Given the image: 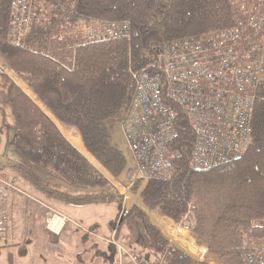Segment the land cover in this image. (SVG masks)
Returning a JSON list of instances; mask_svg holds the SVG:
<instances>
[{
    "label": "trees",
    "instance_id": "obj_1",
    "mask_svg": "<svg viewBox=\"0 0 264 264\" xmlns=\"http://www.w3.org/2000/svg\"><path fill=\"white\" fill-rule=\"evenodd\" d=\"M10 2L0 0V56L59 122L79 131L87 151L118 179L130 158L113 135L134 93L131 71L151 62L156 45L203 36L236 20L233 0H79L72 28L34 26L24 45L15 46L9 41ZM92 19L128 22L130 35L81 42L79 37ZM72 40L76 43L70 46ZM70 56H74L73 64L67 62ZM0 107L5 121L6 111L13 118L8 127L12 160L7 166L41 198L75 206L122 204L111 183L3 73ZM181 136L182 154L173 177L149 181L140 196L147 208L158 209L202 240L204 246L188 242L201 261L194 262L171 246L135 205L123 212L115 236L132 217L141 223L155 256L170 255L166 264H213L216 260L243 264L242 255L251 250V242L264 235V83L257 90L252 143L241 157L192 171L188 168L192 135L186 125ZM138 186L136 182L131 191ZM15 247L21 256L26 255L24 246Z\"/></svg>",
    "mask_w": 264,
    "mask_h": 264
},
{
    "label": "built area",
    "instance_id": "obj_2",
    "mask_svg": "<svg viewBox=\"0 0 264 264\" xmlns=\"http://www.w3.org/2000/svg\"><path fill=\"white\" fill-rule=\"evenodd\" d=\"M233 3L236 20L232 26L156 45L151 50V62L131 71L134 93L118 128L127 147L134 182H141L143 188L151 180L173 177L175 162L182 154L178 147L184 125L192 135L188 157L192 171L239 158L252 143L255 100L264 83V0ZM78 4L79 0H11L10 43L24 45L34 26L72 28ZM82 33H86L85 43L101 42L129 36L130 25L92 19ZM67 62L73 64L74 56ZM13 192L26 197L31 209L43 217L49 232L58 234L69 222L80 226L22 191L11 169L0 163V239L8 230L9 197ZM262 226L264 231V221ZM109 242L129 264H165L164 258H144L114 239ZM242 262L264 264V235L251 242V250L242 255Z\"/></svg>",
    "mask_w": 264,
    "mask_h": 264
},
{
    "label": "rangeland",
    "instance_id": "obj_3",
    "mask_svg": "<svg viewBox=\"0 0 264 264\" xmlns=\"http://www.w3.org/2000/svg\"><path fill=\"white\" fill-rule=\"evenodd\" d=\"M85 36L86 33H82L80 35L79 39L81 42H84ZM75 43L76 42L72 40L69 45L73 46L75 45ZM8 71L12 72L10 68H7V71H4L3 69L0 70V74L3 72V74L9 76ZM10 75L12 77L11 79L14 82L21 84L20 80L22 79L16 73H10ZM6 112L8 116L5 121L2 108L0 107V163L4 165H7L8 162L12 160V149L11 146H8V142L10 143L8 127L13 124V118L8 111ZM63 133L65 134V138L75 148H77L78 150L80 149L84 157L85 155L88 156L90 154L87 149L82 146V140H80L79 137L76 139V137L72 135L71 130L64 129ZM113 140L118 145V147L125 154L128 155L126 144L118 127L114 131ZM93 164L98 167L97 162H93ZM98 169L100 168L98 167ZM131 169L132 164L129 163V167L119 178L120 180L118 178H114L111 175V177L108 176V178H106L108 181H112L116 189L120 193H122V212L126 209L125 205L127 203L139 207L146 213L147 216H149L150 221L155 227H157L161 235L168 240L171 246L178 247L180 250L190 256L194 262L201 261L198 255H195L191 252L192 250H194V248L191 249V244L194 246H204L202 240L197 238L192 233L188 234L187 236H184L185 234L183 233V231L177 233V230H174V228H182L183 226L177 225L167 217L163 216L158 209L151 210L147 208L143 204L140 196V192L143 188V185L140 184L141 182H137L139 183V186L136 191H131V187L135 184L134 172L133 170L131 171ZM98 171L100 172L102 170L100 169ZM12 173L14 174L13 171ZM17 179L22 182V180L18 176ZM26 185L28 187H24L21 185L19 186V188L28 194H35L34 196L37 197L40 201L54 208L52 205L49 204L48 201H45L43 198H41V196L36 194L27 183ZM17 194L21 198V205L20 209L18 210V212H16V215L12 219L13 225L9 230L8 235H12V240L15 245L24 246L27 254L26 257H16L14 256V254L11 255L10 252H2L0 256V264H11L10 261L12 257L14 260L13 264H128L127 259L120 252L117 251V247L114 246L111 242H109V240L114 239L119 245H121L126 250L130 251L129 246L132 247V245L131 243H128V238L131 237L130 234H128L129 230L132 229V233L134 232L137 241L140 243L142 241L140 239H144L145 237L143 236L144 234L141 233V225L140 223L138 224L139 221L137 222L135 220L136 222L133 221L131 223V227H127V225H129L128 222L130 218L118 229L116 236L115 231H113L111 237L108 239L100 236L102 234H107L105 231V224L109 220V225H111V227L115 230V227L122 216L121 213V215L115 221V217L118 214V203H115L114 205L104 204L98 206H89L87 210L84 211L83 217L81 219H77L80 225L79 227L74 226L73 223L69 222L67 229L62 234L58 235L53 234L51 232L49 233L48 230H43L42 224L38 219L32 218L25 213L26 211L24 204L26 202V197L21 193ZM124 196H127V198H125ZM124 198L126 199V201ZM113 221H115V223H112ZM96 223H100L101 227H96L93 225ZM106 236H110L109 232ZM188 242H191V244L189 245ZM5 243L11 244L9 241H4L3 239H0V244ZM139 254L142 255L141 253ZM153 255L155 254L153 253ZM162 258H164L163 260L165 261V264L169 260V258L167 259V256L161 258H157L156 256H154L153 259ZM214 264L222 263L216 261Z\"/></svg>",
    "mask_w": 264,
    "mask_h": 264
},
{
    "label": "crops",
    "instance_id": "obj_4",
    "mask_svg": "<svg viewBox=\"0 0 264 264\" xmlns=\"http://www.w3.org/2000/svg\"><path fill=\"white\" fill-rule=\"evenodd\" d=\"M0 70H4V71H7V68H10L7 63L5 62V60L0 56ZM11 70V69H10ZM9 72V71H8ZM3 73V72H2ZM5 73V72H4ZM10 73H14L13 71L9 72V76L10 78L11 75ZM18 77V76H17ZM19 78V77H18ZM17 83V82H15ZM20 83H17V85L22 88V90L40 107V109L54 122V124L57 126V128L60 130V132L65 136V134L63 133L64 129H69L71 130V133L73 136L76 137V139L79 137L80 140H82L80 138V135H79V131L75 128V127H68V126H65L64 124H62L61 122H59L55 116L45 107V105L40 101V99L38 98V96L28 87V85H26L22 80H20ZM24 87V88H23ZM67 137V136H66ZM83 142L81 141V144ZM82 146H84V144H82ZM84 148V147H83ZM85 150V149H84ZM80 151V149H79ZM81 152V151H80ZM89 154V153H88ZM89 156V157H88ZM85 155V157L87 158L88 161H90L92 164L93 162H97L95 160V158L89 154V155ZM93 160V162H92ZM96 164V163H95ZM94 165V164H93ZM95 166V165H94ZM97 166L102 170L100 171V173L105 177V178H108V176H110V174L97 162ZM96 167V166H95ZM98 167H96L98 169ZM98 169V170H100ZM111 177V176H110ZM17 185L18 187L19 186H24V187H28L26 185V183L24 181L20 182L18 179H17ZM30 186V185H29ZM56 187H58L59 189L61 190H68L65 186L61 185V184H55ZM35 195V194H33ZM49 204L52 205L55 209H57V211H59L60 213H62L63 215L67 216L69 219H71L72 221L76 222L79 224L78 220L77 219H81L84 215V211L87 210V208L89 206H92V205H84V206H75V205H71V204H67V203H64L62 201H59V200H56V199H50L48 200ZM115 203H118L119 207H118V214L117 216L115 217V221L117 220V218L121 215L122 213V210H123V205L121 203H119L118 201H114L112 203H109L108 205H114ZM20 205H21V198L20 196L16 193V192H13L10 197H9V206H8V215H9V224H8V230L7 232L5 233V235L1 238L3 239L4 241H9L11 244H0V256H1V253L2 252H10L11 255L14 254V256L16 257H26L25 256H21L18 252V249L15 247L16 245L13 243V240H12V235H8L9 233V230L11 229L13 223H12V219L13 217L16 215V212H18V210L20 209ZM98 205H104V204H96L94 206H98ZM107 205V204H105ZM24 207H25V213L28 214L30 217L32 218H36L38 219L41 224H42V227H43V230L47 231L46 228H45V222H44V219L41 215H39L38 213H36L35 211H33L31 209V207L29 206L28 202L26 201L25 204H24ZM151 217V216H150ZM152 218V217H151ZM133 218H130L129 219V222L127 225L131 227V223L133 221H135L136 219H133ZM170 219V218H168ZM132 220V221H131ZM171 220V219H170ZM110 221V220H109ZM106 222L105 226H106V233L108 234L109 232V235L110 236H106V235H100L102 236L103 238H110L111 237V234L113 233L114 229L111 227V225H109L110 223ZM115 221H113L112 223H115ZM137 221V220H136ZM135 221V222H136ZM173 221V220H171ZM138 222V221H137ZM174 222V221H173ZM111 223V224H112ZM140 222H138L139 224ZM69 223L66 224V226L63 228V230L58 233L59 234H62L66 229H67V226H68ZM75 226V224H73ZM94 226L98 227L100 226L101 224L100 223H96V224H93ZM141 225V223H140ZM137 226V225H136ZM176 226V225H175ZM101 227V226H100ZM138 227V226H137ZM141 233H143V228H142V225H141ZM177 230L176 232L179 233L180 231H183V233L185 234V236H187L188 234H191V232L187 229V228H174V230ZM129 230V229H128ZM168 232V231H167ZM50 233V232H49ZM94 233H97V232H94ZM54 234V233H53ZM128 234H130L131 237H129V242L128 243H131L132 247L129 246V249L130 251L132 252H135V253H141L142 257L144 258H154L155 255H153L152 253V250L151 248L149 247L148 245V241H147V238L144 237V239H140L142 240L141 243L137 241L136 239V235L134 234V232L132 233V229L128 231ZM145 236V235H143ZM13 252V253H12ZM27 254V252H26ZM144 254V255H143ZM152 254V255H150ZM164 256H169L170 255L167 253L165 254ZM163 256V257H164ZM218 261V260H216ZM214 261L213 264L216 262ZM11 264L14 263V260H13V257L10 261ZM221 263V262H220ZM129 264V263H128Z\"/></svg>",
    "mask_w": 264,
    "mask_h": 264
},
{
    "label": "water",
    "instance_id": "obj_5",
    "mask_svg": "<svg viewBox=\"0 0 264 264\" xmlns=\"http://www.w3.org/2000/svg\"><path fill=\"white\" fill-rule=\"evenodd\" d=\"M124 205H125V203H124ZM129 205H131L130 203H127L125 206H126V208L129 206ZM125 211V210H124ZM123 211V212H124ZM123 212H122V216H123ZM178 248V247H177ZM210 253V252H209ZM204 262V261H203Z\"/></svg>",
    "mask_w": 264,
    "mask_h": 264
}]
</instances>
